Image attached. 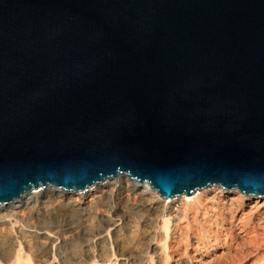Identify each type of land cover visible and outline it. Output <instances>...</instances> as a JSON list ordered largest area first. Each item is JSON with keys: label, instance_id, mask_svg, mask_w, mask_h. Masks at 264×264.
Returning <instances> with one entry per match:
<instances>
[{"label": "water", "instance_id": "95a60500", "mask_svg": "<svg viewBox=\"0 0 264 264\" xmlns=\"http://www.w3.org/2000/svg\"><path fill=\"white\" fill-rule=\"evenodd\" d=\"M119 175L264 195V0H0V203Z\"/></svg>", "mask_w": 264, "mask_h": 264}, {"label": "bare ground", "instance_id": "6f19581e", "mask_svg": "<svg viewBox=\"0 0 264 264\" xmlns=\"http://www.w3.org/2000/svg\"><path fill=\"white\" fill-rule=\"evenodd\" d=\"M123 176L127 177L125 175H119L116 178H107L103 182L94 184L83 190H65L52 186L34 188L32 191L24 193L22 197L14 201L0 203V226L6 223L1 222L2 219L14 218L23 222L25 226L38 229V226L45 221H43V219L41 220V217L45 216V214L46 216L47 214L57 215L64 212L63 215H68L70 212H75L83 214L84 216V213L88 211L94 213V210L96 211L95 208L104 201V199L109 198L114 193L115 189H120L124 191V194L126 193V195H124L125 198L134 196L137 202H139V205L152 214L151 217L148 215L149 220L153 218L152 220L158 221L160 216L172 217V219H169L170 221L168 220L172 222V237L169 240L171 242L169 247L171 253L169 258L174 264H264V195H246L238 189L232 190L235 188L227 190V188H223L219 185H213L199 189L190 195L181 194L173 196L169 198L171 200L163 197L165 199L162 200V196L159 197L155 195L156 191L154 190L155 192H153L147 185L138 187V185L134 183L135 185L131 187L126 182L124 185L121 184L119 186L118 183L120 181L113 182L112 180ZM61 216L62 215L59 217ZM59 217L55 219L57 222H61V224L69 219H60ZM33 219H35V224L31 222ZM168 221L165 222V224H168ZM67 222L60 228L63 234L75 231V228L72 227L68 229L65 228V226H67L66 224L69 223ZM72 224L71 222V225ZM148 225L149 221L146 219L142 222L141 227H147ZM214 225L226 226L224 231L219 232H226L227 236H224L225 242L219 241L220 237L217 235L219 238H216V242L218 241V243L211 246L208 245L209 242H207V245H203L201 242L202 239H204V234L202 235L200 232H208V235H210L209 232ZM52 228L46 225L44 229L40 227V230L47 229L51 231ZM193 229H199L200 232L198 231V233H196L197 230L193 232ZM216 231L218 233V230ZM59 232L54 234H58ZM42 235L43 236L38 237L42 238V243H44L46 247L49 246L54 239L52 240V237L50 238L46 232L42 233ZM1 236L0 234V238ZM146 236L150 238L149 232ZM94 238H96V240L99 239V241L96 242L94 240L95 242L91 243V245L89 243L85 246L84 250L81 249L79 254L77 253L75 256L63 258L61 264H84L87 262V259L95 258L96 255H93L94 253L90 251V247L98 248L99 255L98 257L96 256V258L101 257L106 259L109 255L108 247L106 244H103L105 240L102 239V232L99 231L94 234ZM145 243L146 251L156 254L158 256V263L162 264L160 260H162L164 254L160 252L158 246L150 240ZM10 249L7 251L9 253L4 255L5 259L8 261L13 257L12 250ZM43 250L45 251V249Z\"/></svg>", "mask_w": 264, "mask_h": 264}, {"label": "rangeland", "instance_id": "374dc122", "mask_svg": "<svg viewBox=\"0 0 264 264\" xmlns=\"http://www.w3.org/2000/svg\"><path fill=\"white\" fill-rule=\"evenodd\" d=\"M112 180L113 182L120 181L118 183L119 186L121 184L124 185V183L126 182L131 187L135 184H137L138 187L147 185L138 182L136 183L128 177L124 176ZM147 186L149 187V185ZM152 191L155 192L153 189ZM112 195L109 198H106L107 200L104 199L105 202L102 201L95 208L96 211L94 210V213L88 211L87 213H84V216L83 214L75 212H70L68 213V215H63L64 212H61L59 213L60 215H62L61 217H59V214H47V216L45 214V216L41 217V220L43 219V221H45L42 222L41 225L38 224V229L32 228L30 226H25L23 222L18 221L14 218L2 219L1 222L6 223L0 226V234L2 235L0 238V264H61L63 258L75 256L77 253L79 254V251H81V249L84 250L85 246L89 243L91 245V243L99 241V239L96 240V238H94V234L99 231L102 232V239L105 240V243L103 242V244L107 245L109 255L106 259H103L101 257L96 258V256L98 257L99 255L97 250L98 248L90 247V251H92L94 253L93 255L96 256L93 259H87V262H85L86 264H159L158 256L153 252L146 251L145 242H148L149 240L154 242V244L158 246L160 252L164 254L162 257L165 260L163 258L162 260H160L162 264H174V262L169 258L171 253L169 248L171 242L169 240L172 237V222H169V219H172V217L160 216L158 221L152 220L153 218L149 220L148 215H150L151 217L152 214L145 208L143 209L139 205V202H137V200L134 198V196L125 198L124 195H126V193L124 194V191H121L120 189H115ZM155 195L161 197L157 192ZM161 199L164 200L165 198L161 197ZM57 217H59L60 219L69 218L67 219L69 223L66 220L68 224H66L67 226H65V228L68 229L69 227H72L75 228V231L63 234L62 229L60 228H62V226L66 222L62 224L61 222H57L55 219ZM146 219L149 221V225L147 227H141L142 222H144V220ZM166 220H169L168 224H165V222H167ZM70 221L73 223L72 225ZM31 222L32 224H35V219L31 220ZM46 225H48L49 228L53 227L51 230L53 232L47 229L40 230V227H43L44 229ZM225 228V225H214L212 230L209 232L210 235H208V232H200L199 229H196L197 232L195 229H193L192 231L196 233H198L199 231L200 234H204V239H202L201 243H203V245H207V242H209L208 245L212 246L215 245V243H218V241L216 242V238L218 237L217 235H219L221 239H219V241H224V236H227L226 232H219L224 231ZM216 230H218V233ZM44 232H46L50 236V238L52 237V240L54 239L52 242L53 245L51 243L46 247L44 243H42L43 240L39 237L43 236L42 233ZM57 232L62 233L54 234ZM148 232L150 234V238L149 236H146ZM9 249L12 250L13 257H11V259L8 261L7 259H5L4 255L9 253L7 252L9 251ZM43 249H45V251Z\"/></svg>", "mask_w": 264, "mask_h": 264}]
</instances>
